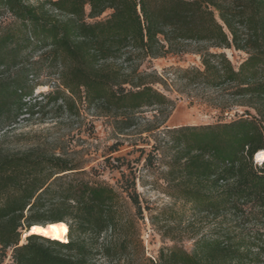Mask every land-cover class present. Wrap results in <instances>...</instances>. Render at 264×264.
Instances as JSON below:
<instances>
[{"label":"trees","instance_id":"1","mask_svg":"<svg viewBox=\"0 0 264 264\" xmlns=\"http://www.w3.org/2000/svg\"><path fill=\"white\" fill-rule=\"evenodd\" d=\"M4 13L11 21L0 18V264L7 249L10 264H117L125 256L139 264L135 177L114 188L63 154L8 146L19 116L42 102L83 104L120 135L143 119L139 133L155 142L149 155L165 167L162 190L190 206L192 220L217 221L190 250L161 247L148 264H264V158L255 156L264 153V0H0ZM224 48L246 57L232 64L218 51ZM192 52L201 67L166 70L184 87L215 91L207 103L221 116L233 104L242 113L165 125L175 101L155 85L166 78L140 68ZM42 72L57 85L36 99L29 78ZM146 110L151 119L142 118ZM163 213L181 224L182 210ZM53 224L64 227L62 237L33 231Z\"/></svg>","mask_w":264,"mask_h":264},{"label":"rangeland","instance_id":"2","mask_svg":"<svg viewBox=\"0 0 264 264\" xmlns=\"http://www.w3.org/2000/svg\"><path fill=\"white\" fill-rule=\"evenodd\" d=\"M36 2V0H30ZM88 11V7L85 8ZM103 13L101 17L105 16ZM1 20L11 21L7 13L1 15ZM194 45L191 46V48ZM223 52L232 64H239L246 53L234 48L218 50ZM201 67V60L196 53H168L160 58L144 61L140 70L155 72L157 76L166 78V85H155V88L171 97L174 107L166 120L165 125L177 127L178 125L210 124L218 120H229L234 112L242 113L243 108L230 106V112L221 116L220 110L209 107L207 100L217 95L215 91H201L200 89L184 87L176 79L173 72L166 69L176 67ZM166 70V71H165ZM30 84L36 83L32 97L42 99V95L51 91L57 85L56 76L42 72L35 79L29 78ZM42 88V89H41ZM40 108L33 115L23 114L13 125L8 146L14 149H28L40 146L48 152L63 154L73 160L81 162L91 176L96 180L113 186L124 181V176L131 179L135 177V190L138 192L142 216L135 218L139 233L140 244L136 245L134 256L139 264H148L147 259L157 257L159 248L178 245L190 250L194 237L199 233L207 232L216 227V220L210 218H195L192 220L190 206L174 203L162 190L165 186V167L159 158L153 156L151 146L155 143L148 133L140 134L144 128V120H140L138 129L130 130L125 135L117 134L110 126L111 119L87 108L83 104L72 109H61L49 104ZM153 111L146 110L142 118L151 119ZM147 154L149 155L147 157ZM147 207L148 210L146 209ZM168 208L184 212L181 224L164 221L163 211ZM135 213V208L130 207ZM150 214L155 220H150ZM21 240H24V236ZM11 250H6L5 260L2 264H10ZM132 255V256H133ZM133 256V259H134ZM126 256L117 264H133Z\"/></svg>","mask_w":264,"mask_h":264},{"label":"bare ground","instance_id":"3","mask_svg":"<svg viewBox=\"0 0 264 264\" xmlns=\"http://www.w3.org/2000/svg\"><path fill=\"white\" fill-rule=\"evenodd\" d=\"M255 156H256V161H260L262 158H264V153L263 151H259L258 153H256ZM37 233L50 237V238L62 237L64 234V227L61 226L60 224L47 225L45 229H40V231H37Z\"/></svg>","mask_w":264,"mask_h":264},{"label":"snow or ice","instance_id":"4","mask_svg":"<svg viewBox=\"0 0 264 264\" xmlns=\"http://www.w3.org/2000/svg\"><path fill=\"white\" fill-rule=\"evenodd\" d=\"M33 231H40V229H36V228H34ZM45 234H46V233H45Z\"/></svg>","mask_w":264,"mask_h":264}]
</instances>
